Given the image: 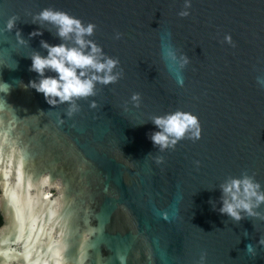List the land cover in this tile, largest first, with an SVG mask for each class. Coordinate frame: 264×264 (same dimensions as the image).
Instances as JSON below:
<instances>
[{
	"label": "water",
	"instance_id": "water-1",
	"mask_svg": "<svg viewBox=\"0 0 264 264\" xmlns=\"http://www.w3.org/2000/svg\"><path fill=\"white\" fill-rule=\"evenodd\" d=\"M44 8L94 23L91 39L123 72L77 101L71 117L68 104L25 87L39 80L28 56L47 55L41 40L63 42L32 23ZM183 8L184 0H0V250L11 256L0 253V264H199L204 252L206 264H264V220L237 224L219 212L229 176L247 171L264 186V0H191L187 17ZM36 30L43 35L31 37ZM162 35L190 58L183 87L161 59ZM178 110L198 116L202 137L161 152L151 119Z\"/></svg>",
	"mask_w": 264,
	"mask_h": 264
},
{
	"label": "clouds",
	"instance_id": "clouds-1",
	"mask_svg": "<svg viewBox=\"0 0 264 264\" xmlns=\"http://www.w3.org/2000/svg\"><path fill=\"white\" fill-rule=\"evenodd\" d=\"M190 8L191 0H184V8L179 15L187 17L190 14ZM17 20L15 16L10 17L6 30L12 32L16 28ZM31 21L39 24L42 29L47 28L63 41L53 45L46 40H41V47L47 50V55L34 50L33 54L28 56L32 61L30 71L37 73L39 80L33 79L25 87H31L38 93H42L49 105L68 104L67 115L71 117L80 110L77 101L96 95L97 85L114 84L122 77L123 72L117 71L119 59L108 56L102 46L91 39L96 29L94 23L85 24L80 18L53 8L42 9L32 17ZM41 35H43L41 30L30 33L31 37ZM167 35L170 36V33ZM121 36L122 33L117 32L115 38L120 39ZM15 37L18 44L29 45V41L20 31L16 32ZM160 39L161 59L169 72L175 74L178 85L183 87L182 73L190 63V58L187 54H181L170 42L166 43V36L162 35ZM225 41L232 44L231 35H227ZM17 67L18 64L10 69L15 70ZM48 72L56 75H46ZM141 102V94L133 93L131 103L139 107ZM91 107H96L94 100ZM151 122L159 131L150 133L149 137L161 152L168 149L174 150L181 140L190 139L195 142L202 137V126L198 116L191 112L178 110L155 116ZM162 160L163 157H158L157 163ZM195 163L199 165L200 161ZM219 188L222 192L220 214L226 215L237 224L245 218L264 220V210H262L264 209V186L256 180L254 175H249L245 171L238 177L229 176ZM244 236H248L246 231ZM257 243L264 246V237ZM246 251L253 256L257 255L256 246L253 244L247 245ZM206 260L207 253L204 252L200 256L199 264H206Z\"/></svg>",
	"mask_w": 264,
	"mask_h": 264
},
{
	"label": "bare ground",
	"instance_id": "bare-ground-1",
	"mask_svg": "<svg viewBox=\"0 0 264 264\" xmlns=\"http://www.w3.org/2000/svg\"><path fill=\"white\" fill-rule=\"evenodd\" d=\"M4 242H6V241L5 240L2 241V243H4ZM0 253H2V255H4V257L6 259H10L11 258V256L9 255L10 252H8V250H3V251L0 250Z\"/></svg>",
	"mask_w": 264,
	"mask_h": 264
},
{
	"label": "trees",
	"instance_id": "trees-1",
	"mask_svg": "<svg viewBox=\"0 0 264 264\" xmlns=\"http://www.w3.org/2000/svg\"><path fill=\"white\" fill-rule=\"evenodd\" d=\"M2 225V217H1V215H0V226Z\"/></svg>",
	"mask_w": 264,
	"mask_h": 264
}]
</instances>
